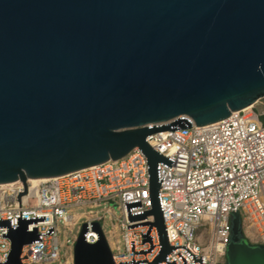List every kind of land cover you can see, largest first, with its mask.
I'll use <instances>...</instances> for the list:
<instances>
[{
  "label": "water",
  "instance_id": "95a60500",
  "mask_svg": "<svg viewBox=\"0 0 264 264\" xmlns=\"http://www.w3.org/2000/svg\"><path fill=\"white\" fill-rule=\"evenodd\" d=\"M264 98V0H0V184L54 178L138 148L149 167L151 226L171 251L150 134L198 128ZM264 123V117H261ZM151 126V127H150ZM20 207V205H19ZM9 230L6 263L37 238ZM4 224V223H3ZM232 219L226 264H264ZM72 264H115L98 221Z\"/></svg>",
  "mask_w": 264,
  "mask_h": 264
},
{
  "label": "built area",
  "instance_id": "2783aa9c",
  "mask_svg": "<svg viewBox=\"0 0 264 264\" xmlns=\"http://www.w3.org/2000/svg\"><path fill=\"white\" fill-rule=\"evenodd\" d=\"M255 104L206 126L192 123L188 129L146 137L148 145L169 161L158 163L157 176L158 202L172 249L157 264H220L231 241L234 213L239 214L246 240L264 245V105L258 111ZM148 170L146 157L134 148L119 160L38 183L27 180L19 202L18 194L24 193L21 181L0 184V264L10 252L7 234L21 221L28 222L26 232L35 230L37 235L22 246L21 264L59 262L60 226L69 228L81 219L87 229L85 242L96 243L92 222L101 224L112 211L106 208L99 215L95 209L111 203L120 212V243L109 245L114 263L151 264L162 248L151 226L154 218L130 219L152 208Z\"/></svg>",
  "mask_w": 264,
  "mask_h": 264
},
{
  "label": "rangeland",
  "instance_id": "374dc122",
  "mask_svg": "<svg viewBox=\"0 0 264 264\" xmlns=\"http://www.w3.org/2000/svg\"><path fill=\"white\" fill-rule=\"evenodd\" d=\"M259 102L255 104V108L258 111L263 110V105H264V98L258 100ZM110 208L112 211V215H105L104 219L101 221V227L103 230V233L110 245H116L117 243H120V230L117 226V221L116 218L119 217L120 212L117 209V206L114 203H111L105 207H100L98 209H95V211L98 212L99 215H102V212L104 209ZM81 220L74 222L73 225H70L69 228L60 226L59 228V243L62 248V257L59 262L55 263H50V264H64L65 261H68V264H70L71 261V250L70 247L72 246L71 241L75 239L78 235V232L81 227ZM66 239H69L70 242L66 243ZM254 244H259V243H254ZM72 264V263H71ZM220 264H225V258L220 260Z\"/></svg>",
  "mask_w": 264,
  "mask_h": 264
},
{
  "label": "bare ground",
  "instance_id": "6f19581e",
  "mask_svg": "<svg viewBox=\"0 0 264 264\" xmlns=\"http://www.w3.org/2000/svg\"><path fill=\"white\" fill-rule=\"evenodd\" d=\"M47 178H41V179H31V180H28V181H31V182H33V183H38V182H40V181H44V180H46Z\"/></svg>",
  "mask_w": 264,
  "mask_h": 264
},
{
  "label": "trees",
  "instance_id": "16d2710c",
  "mask_svg": "<svg viewBox=\"0 0 264 264\" xmlns=\"http://www.w3.org/2000/svg\"><path fill=\"white\" fill-rule=\"evenodd\" d=\"M240 231L242 232V229H240ZM243 234V233H242ZM249 242V241H248ZM250 243V242H249ZM251 244V243H250ZM251 245H257V246H264L263 244H251ZM225 264H226V259H225Z\"/></svg>",
  "mask_w": 264,
  "mask_h": 264
}]
</instances>
